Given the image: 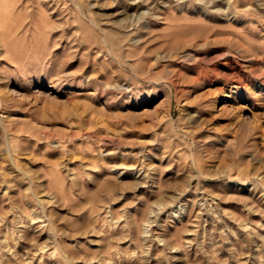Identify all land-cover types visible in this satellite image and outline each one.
<instances>
[{
    "label": "rangeland",
    "instance_id": "1",
    "mask_svg": "<svg viewBox=\"0 0 264 264\" xmlns=\"http://www.w3.org/2000/svg\"><path fill=\"white\" fill-rule=\"evenodd\" d=\"M0 264H264V0H0Z\"/></svg>",
    "mask_w": 264,
    "mask_h": 264
},
{
    "label": "bare ground",
    "instance_id": "2",
    "mask_svg": "<svg viewBox=\"0 0 264 264\" xmlns=\"http://www.w3.org/2000/svg\"><path fill=\"white\" fill-rule=\"evenodd\" d=\"M141 16V14L139 13V14H137V16H136V19H139V17Z\"/></svg>",
    "mask_w": 264,
    "mask_h": 264
}]
</instances>
